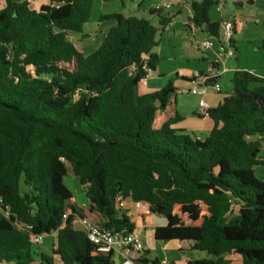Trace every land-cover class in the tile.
<instances>
[{"label": "trees", "instance_id": "1", "mask_svg": "<svg viewBox=\"0 0 264 264\" xmlns=\"http://www.w3.org/2000/svg\"><path fill=\"white\" fill-rule=\"evenodd\" d=\"M0 1V264H115L78 218L94 222V211L103 229L133 233L118 197L166 219L156 241L187 242L209 257L186 264H230V254L264 264V181L254 170L262 164L264 78L236 71L231 91L204 116L212 130L192 139L173 127L178 115L155 125L175 94L171 82L140 91L160 64L158 34L170 23L163 11H151L158 26L102 15L99 22L115 26L87 52L71 39L88 37L93 0H46L37 9L30 0ZM218 4H191L193 25L216 39L222 22L210 19V9ZM67 178L84 189L89 212L67 207ZM29 233L55 234L53 257L35 250ZM148 254L136 264H160Z\"/></svg>", "mask_w": 264, "mask_h": 264}, {"label": "crops", "instance_id": "2", "mask_svg": "<svg viewBox=\"0 0 264 264\" xmlns=\"http://www.w3.org/2000/svg\"><path fill=\"white\" fill-rule=\"evenodd\" d=\"M103 3H108L110 0H102ZM131 3H127L122 1L121 10L123 15L125 16H136L139 18H144L152 21L155 26L159 25V19L151 17V11L155 10L156 0H130ZM195 1L199 0H178L174 1V5L172 10L169 12H164V18H169L170 23L163 30L167 32L168 43L172 45L173 51H175L177 47V41L185 42L188 41L189 47L182 46L183 51L181 54L182 59L179 60L172 58L170 53L165 51V48L160 49V66L156 69L155 72L151 73L148 79L145 81L144 85H140V91L142 93H152L156 91H160L165 88L170 81L173 83V87L175 88V94L172 97L171 104L167 107L165 111H159L156 117L155 125L157 128H161L162 125L167 122L169 119L174 118L175 116H180L182 120L175 124L173 127L175 129L183 131L186 135L190 137L196 138L201 136H207L212 130L213 123L208 117H204L197 112L198 104L202 97L200 95H188L184 93L185 90H189L194 87L193 77L195 74L203 73L205 75H213L218 73L217 82L221 85V81L223 77L226 75L229 77L231 81L233 75L236 71H249L259 77L264 78V71L262 73H258L255 69L249 70L247 68L239 67L233 69L226 68V60L228 59L222 54V47L218 41H214L215 38L211 37L204 28H197L192 23V11L191 4ZM222 1L218 0V9L220 12L222 11ZM255 2V0H253ZM248 2V0H247ZM243 4V3H242ZM106 5V4H105ZM107 6V5H106ZM119 11V9H118ZM118 13V12H116ZM112 13L106 12L105 10L100 12V15H111ZM145 16H149L150 18H146ZM214 22H224L226 19L221 15V19H213ZM235 22V31H234V41L235 34L237 33L238 23ZM90 27L87 29V25L85 28V34L88 36L85 40L81 41V36H73L75 37L74 44L77 47L78 44L82 45L87 52L94 51L99 43L103 40L106 34L115 26L113 22H99L95 21V19H91L88 24ZM77 37V38H76ZM204 41H213L214 45L208 49H201L200 45ZM236 45V41H235ZM94 47V50L92 48ZM237 50V46L235 48ZM200 52L198 56L197 52ZM159 49H156V53L158 54ZM224 53V52H223ZM170 59L172 63H177L178 66L169 70L163 69L164 57ZM186 61V63H185ZM193 62V63H192ZM212 63L217 64L218 70L213 71L211 68ZM167 76V77H166ZM166 77V78H165ZM172 77H174L172 79ZM222 87V85H221ZM231 91V87L229 89ZM188 95V96H187ZM213 92L211 88L208 89V94L203 97L209 104L210 109L217 108L223 100V97L220 98ZM209 121V122H208ZM259 161L262 163L261 165L255 167V173L257 170H260L261 176L264 177V137L262 143V150L259 155ZM259 167H262L261 170ZM257 175V174H256ZM264 181V179H263ZM89 205V202H88ZM76 210V209H75ZM89 212V209L87 210ZM125 211H128V214L132 217L131 221L135 224L137 232L141 240L145 246V251L149 254L147 255L149 260L157 259L160 264H186V261H195L200 259L209 258L207 254L202 252L193 251L189 247V243L172 241L174 244H164V242L152 241V234L158 227L166 226V219L161 216H156L153 214L148 208L145 210H137L134 208L133 204L126 203ZM76 213L78 214L77 210ZM84 214V213H83ZM81 216V214H78ZM91 219L96 222L98 225H103L105 219L101 217V215L97 212H91ZM53 249L55 244V234ZM144 252H132L129 256L130 258L137 263ZM225 259L230 262V264H243L242 258L236 254L226 255Z\"/></svg>", "mask_w": 264, "mask_h": 264}, {"label": "rangeland", "instance_id": "3", "mask_svg": "<svg viewBox=\"0 0 264 264\" xmlns=\"http://www.w3.org/2000/svg\"><path fill=\"white\" fill-rule=\"evenodd\" d=\"M122 1L127 3H131L130 0H110L108 3H103L102 0H93V9L91 14V19H95V21H99L101 15L100 12L105 10L106 12L116 14L122 13L121 5ZM34 9L39 8L40 5L46 3V0H30ZM243 3V4H242ZM0 7H3V3L0 1ZM119 9V11H118ZM221 15L228 20H236L238 25L237 33L235 34V41L237 50L235 49V56L233 58H228L223 60L226 62L227 69H233L239 67L247 68L249 70L255 69L258 73H262L264 71V0H255L254 4L250 5L247 0H223L222 1V11L218 9V6L214 5L210 9V19H221ZM146 18H150L149 16H145ZM91 21V20H90ZM90 25H87V29ZM75 36V35H73ZM77 38V37H76ZM159 43V51L158 55L161 59L160 49L165 48L167 53H171L172 58L177 60L182 59L181 54L183 51L182 46L189 47L188 41L181 42L180 39L177 41V47L175 51L172 49V45L168 43L167 32L160 31L158 34ZM73 42L75 41V37L71 39ZM216 38L214 41L216 42ZM213 42V41H212ZM78 47H80L78 45ZM94 50V47L92 48ZM200 55L198 50H195ZM223 56L225 57L223 51ZM164 57L163 69L169 70L178 66L177 63H172L170 59ZM179 57V58H177ZM227 58V57H226ZM162 61V59H161ZM186 63V61H185ZM193 63V62H192ZM160 66V65H159ZM158 66V67H159ZM167 77V76H166ZM165 77V78H166ZM174 77H172L173 79ZM171 82V81H170ZM172 83V82H171ZM173 85V83H172ZM222 94L218 96L220 98L223 97L224 94L229 92L230 87H232L231 81L228 76H224L222 81ZM174 88V87H173ZM175 89V88H174ZM189 95V94H188ZM187 95V96H188ZM193 95V94H190ZM209 122V121H208ZM211 131V130H210ZM194 139L193 137H191ZM263 170L262 167H259ZM257 168H254V170ZM260 170H257V179L263 180L264 177L261 176ZM66 185L73 193V199L67 202V207H74L78 214H83L89 209L88 200L85 197L84 189L76 182L73 178H67L65 180ZM134 206V205H133ZM136 209V207L134 206ZM158 216V215H156ZM54 236L46 235L44 241L39 246H34V249L38 252L44 253L47 257H53L52 254V246H53ZM152 241H155L154 234H152ZM174 244V243H168Z\"/></svg>", "mask_w": 264, "mask_h": 264}, {"label": "built area", "instance_id": "4", "mask_svg": "<svg viewBox=\"0 0 264 264\" xmlns=\"http://www.w3.org/2000/svg\"><path fill=\"white\" fill-rule=\"evenodd\" d=\"M174 1L176 0H156L155 10L169 12L172 10ZM234 40V24L230 21H224L221 26V35L218 39L225 57L233 58L235 56V46L233 44ZM214 43L211 41H204L201 43V49H208L213 47ZM151 73L148 74L147 78H145L141 86L144 85L145 81L148 79ZM194 87L185 90L186 94L200 95L202 99L198 104L197 112L205 116L209 111L210 107L206 100L203 99L208 94V89L211 88L214 93L218 94L222 91V87L218 82H212L215 78H218V73L213 75H194ZM126 203L133 204L137 210H145L148 207L142 203H134L130 200L123 199L122 197H118L116 200V209L125 210ZM8 216V214H6ZM78 224L81 226L83 231L86 233L89 241L93 243V245L97 248L98 252L101 253H114V263L115 264H136L131 258L130 254L132 252H144L145 246L141 240L140 235L137 232L128 233L126 230L122 231H110L105 230L101 227V225L95 224L90 221L88 218L79 217ZM16 226L20 229L23 228V225L16 224ZM28 232L30 228H25ZM30 241L34 245H41L44 241L46 235H34L29 233Z\"/></svg>", "mask_w": 264, "mask_h": 264}, {"label": "water", "instance_id": "5", "mask_svg": "<svg viewBox=\"0 0 264 264\" xmlns=\"http://www.w3.org/2000/svg\"><path fill=\"white\" fill-rule=\"evenodd\" d=\"M168 243V241H164V244H167Z\"/></svg>", "mask_w": 264, "mask_h": 264}]
</instances>
